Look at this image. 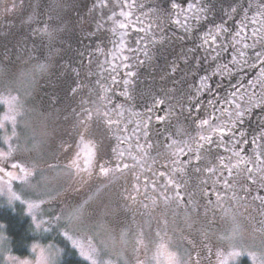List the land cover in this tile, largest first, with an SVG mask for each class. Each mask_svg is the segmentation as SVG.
Wrapping results in <instances>:
<instances>
[{"label": "rangeland", "instance_id": "374dc122", "mask_svg": "<svg viewBox=\"0 0 264 264\" xmlns=\"http://www.w3.org/2000/svg\"><path fill=\"white\" fill-rule=\"evenodd\" d=\"M156 1L160 3L151 7L153 11L162 8L166 12L167 9L168 11L171 9L169 0ZM249 1L252 7L246 9V0H211L213 5L225 2L226 6L233 7V5L240 4L241 7L236 11L238 13L244 12L243 16H245L246 22L240 20L243 25L254 23L253 17L256 18L255 21L264 17L258 15L259 0ZM16 3L17 0H8L4 8L6 15L12 14L10 10L16 6ZM182 6L186 8L187 3H183ZM141 8H144L143 4ZM138 11L140 9H136L133 14L138 15ZM236 11L230 15H235ZM259 11L264 12V8L259 9ZM229 12L227 15L230 17ZM31 19L32 16L27 17L26 29L23 30L22 27H18L15 31L17 34L22 32L17 37L18 39L5 38L2 34L5 30V24L0 23V96H19L20 98L23 105L21 109L23 115L17 117L16 131L18 137L10 140L12 147L16 149L13 159L29 169H34L35 175L30 178L28 184L20 185L13 181L10 185L11 192L20 195L21 199L25 201L24 203L20 201L9 203L11 192L9 185L3 181H0V197L4 206L11 208L20 206L22 208L24 214L31 218L34 231L43 239V242H35L30 248L29 255H16L11 250L4 225H0V264H21L23 261H27L28 264H40L41 261L46 262V264H60L65 249L60 243L63 241L64 245L66 244L70 249H73L71 242L64 237V231H69L70 234L77 231L78 234L74 236V239L85 244H87L85 237L98 246L103 241L109 248L108 258H111L114 264H138V262H142V264H165L162 255L158 259L154 258L161 244H166L171 250L178 251L182 262H186V264H197V261L198 264H205L203 256L206 254L209 258V264H221L222 261H227V264H241L244 260L253 264L251 258L245 254L246 251H253L257 255L264 254V181H260L258 176L256 183L249 181L247 179L248 174L243 171L245 165H241L239 172L234 169L233 175H229L227 170L221 167V160L230 165L236 163L237 160L233 152L226 151L225 148L240 151L242 156L245 155L246 151L247 158H252L254 162L248 165H254L252 166L254 168L259 167L255 163L253 150L264 153V149L258 147V144H264V141L258 140L257 144H252L250 147L247 144H241L237 147L231 139L225 140L222 145L219 142L210 145L205 144L202 149L198 150L202 157L199 163L195 160L190 163H195L196 167L193 170V186L188 184V179L179 171L181 167L188 169L190 166L185 163L186 158L183 153H180L184 157L183 161L178 162L176 167L172 162V171L169 174L162 175V173L156 180L153 181L151 178V182H145L148 185L147 191L154 194L153 196H140V200H138L140 206L136 213L131 208L137 204V201L132 203L129 198L125 201L120 199L123 193L122 189L128 178L131 173L136 171L135 165L138 161L133 163L136 161L133 159L134 157L141 155L144 165L147 162L159 164L166 158H173L175 149L185 148L186 145H192L195 148L198 134L202 132L199 127L201 119H207L211 114L218 116L216 123H227L229 116L226 117V115L231 113H228L227 110L229 108L233 112L232 106L234 108L229 95L226 100L222 96L220 97V94L215 101L211 100L210 97L208 108L203 109V104H201L200 108H196L199 109L196 114L186 115V117L189 116L188 121L175 113L172 114L170 120L175 122L173 124L174 130L168 133L167 138L159 139L160 145H155L143 152L142 146H138V149L135 148L134 144V141H139L140 134L133 133L129 141L123 135H115L112 127H117L114 123L111 128L103 123L107 117L95 115L96 109L100 108L112 115L109 120L114 122L116 116V110L113 111L108 108L110 106L107 104L111 103L99 99L103 95L102 92L98 99L87 95L83 97V94L80 93V86L86 84L87 78L85 76L89 74L84 71L87 59L90 64L96 57L90 56L89 53H81L79 57L72 56L70 49L74 48L75 39H61L57 32L71 31L69 33H72L76 30L75 28L81 27L84 30L87 25L75 27L65 23L63 24L65 29L49 30L53 33L51 38L44 33L37 35L38 31L41 30L37 29L34 32L36 34L34 39L26 36L29 29L33 31L37 27L35 22L30 21ZM142 19L145 20L143 16ZM154 22H161V20ZM159 24L157 23L152 28L155 33L160 31L155 29L157 26L159 27ZM86 29L89 31V27ZM24 32V37H22ZM119 32L123 33L124 30L120 29ZM89 35L93 36V34ZM91 37L83 40H88ZM98 41L100 42V40ZM72 43L74 45H71ZM212 46H214L213 43ZM209 47L207 44V51H209ZM98 56H100L99 62L102 66L108 65V58ZM178 57L174 59L173 63H178ZM71 58L73 59L71 60ZM155 59L156 57L152 58V60ZM84 60H86L85 63ZM40 64L48 65L46 72L39 71L38 65ZM101 65L96 72L99 76H94V78H98L96 92L102 90L107 83L106 79L112 78L114 73H119L123 69V67H101ZM128 65L130 73L137 71V69L133 70L132 67L134 66L130 62ZM176 68L174 67V69ZM196 69L198 68L196 67ZM128 71L126 70V73ZM249 71L250 79L253 78L254 81L259 76V70L250 69ZM81 74L83 77L79 78ZM89 76L91 78L90 74ZM207 76L211 75L207 74ZM183 79H185V74L181 73L175 81ZM185 84L190 85V83ZM234 84L239 85V88L245 91L246 82H234ZM253 87L256 88L257 92L262 90L253 85L251 91ZM92 93L94 91L90 90L89 95ZM112 100L113 98H111ZM216 101H220V105L229 106L222 108V111H215L216 108L212 109V107ZM236 102L243 104V101L239 99ZM132 104L135 105V103ZM148 104L151 103L145 105ZM85 109L92 111L93 118L91 120L86 119ZM182 110H184V114L187 113L189 106L186 109L182 108ZM134 111L136 110L134 109ZM6 113L7 106L0 105V122H4L3 117ZM256 114L259 115L260 112H256ZM132 115L127 114L128 118L125 117L123 121L125 124L127 121L131 122L129 125H131L133 132L137 118ZM158 118L152 117L153 120ZM259 120L264 126L263 113L259 116ZM81 121L85 122L81 123ZM6 128L8 129L7 133H0V150L5 151L7 145L3 143V139L4 134L11 135L10 124L6 123ZM159 129L158 123L153 124L152 132L155 137L161 133L160 131H164L162 128ZM251 129L252 133L248 135L249 139L253 137L251 134L258 137L260 132L264 130L262 126L259 127L258 123ZM123 142L134 144V146L132 148L127 147L122 144ZM91 145L98 148L99 157L102 158L101 163H109L110 158H117L118 154L122 152L124 155L120 157L121 162L127 163L130 167L111 180L99 181L98 178H95L99 174L98 172L92 178L84 180L68 174L69 170L66 165L70 163L77 152H86ZM177 155L179 158L178 152ZM213 155H216V158L219 157L216 159V164L220 166L219 172L217 176L216 171L207 176V169L212 168L210 165L215 163V158L211 157ZM229 157H231L230 161ZM260 159L264 160V154L260 156ZM2 166L0 165V167ZM164 166L169 168L167 164ZM11 171L20 174L17 169H11ZM161 171L162 169L158 172ZM170 179L174 181L172 185L168 184ZM4 180L6 181L7 177ZM225 181L230 186L226 187ZM211 184H213L212 187L207 190V185L210 186ZM177 186H179L178 189ZM191 188L192 192H189ZM177 190L184 197V202L171 200L165 205L162 193L173 196ZM130 196L136 199L134 192ZM217 196L221 197L219 201ZM54 197L55 199H53ZM148 198L151 199L148 200ZM146 200L148 201L145 202ZM153 200L157 201L155 205L152 203ZM85 201L88 202L85 204L87 227L79 230L72 229L71 225L65 224L66 216L73 207L79 206ZM29 203L40 204L41 207L32 209L30 215ZM128 209L132 210V214L129 213ZM55 215L61 216L59 222L54 219ZM33 216L36 219H33ZM187 216H190L191 220L186 223ZM189 223L191 227L188 226ZM36 224H40L41 227L37 228ZM237 224L240 225L243 234L239 240L230 242L226 237L231 234ZM124 233L127 235L123 236ZM141 233H143V237H141ZM140 238H143L144 246L137 243ZM34 247L36 248L35 252H33ZM73 251L83 260L78 249H73ZM233 251L241 252V255L233 257L230 255Z\"/></svg>", "mask_w": 264, "mask_h": 264}, {"label": "flooded vegetation", "instance_id": "af4514ba", "mask_svg": "<svg viewBox=\"0 0 264 264\" xmlns=\"http://www.w3.org/2000/svg\"><path fill=\"white\" fill-rule=\"evenodd\" d=\"M137 1L138 0H134V2L133 0H17L16 6L10 10L12 14L6 15L4 8L6 7L8 0H0V23L5 24L4 25L5 30L4 32H2L5 38L18 39L17 37H19V35L22 32L20 34H17L15 31L17 30L18 27H22L23 30L26 29L27 25L25 24V21L27 20V17L30 16H32V19L30 21L32 23L35 22L37 27H35L33 31L29 29L27 32H29L30 34L26 32V36L31 38L33 37L34 39L36 37V34H34L35 30L41 29L44 26H48L49 30L59 29V28L65 29L63 27L64 26L63 24L65 23H69L71 25H74L75 27L79 25H87V27H89V31L86 29L87 27H85L84 30L81 27H77L75 28L76 30L72 33H69L71 32L69 31V32H57V34H60L61 39H66V40L68 38L75 39V46L73 49L72 48L70 49V53L71 54L74 53L73 54L74 56L79 57L81 56V53H89L90 56L96 57L95 60L90 64L88 63V59H87V64L84 66V71L89 73L91 75V78L89 74H86L85 76L87 78L86 84L80 86V93L83 94V97H86L85 95H87L88 97L93 96V98L98 99L100 93L102 92L104 94V97H106V99L104 100H106L107 103H111V104H107L110 106L109 108L112 109L113 111L116 110V116L114 117L115 119L114 124L116 125L117 128L112 127L115 135L116 134L120 136L123 135L127 137L129 141L131 140L133 133H136L137 135L140 134L139 141L143 140L144 138L147 140L149 137L154 135L152 130H153V124L155 123L152 117L155 116L161 119L166 116L165 117L166 119L163 120L164 123L159 122L158 126L160 128L159 130H161L162 128V130L168 131V129H170L175 123L174 121L170 120L172 114L175 113L179 116V114L174 111L170 114L167 112L164 113L159 112L157 116L152 115L149 118L145 116L146 113L144 114L141 113L140 111L142 110L143 107L144 108L149 107L148 105H145L146 103H151V102L153 103V101L150 102V100L153 99L151 98L153 92H144V94L142 95L143 91L148 88L147 79L145 80L144 77H142L143 76L142 74H144L143 71L144 68L142 67L143 69L130 73V67L128 65L130 62L134 66L132 67L133 70L136 69L138 70L141 67L140 64L146 66L145 67L146 69L147 67H152L150 62H153L154 60H152L151 57L158 55L157 54L158 42L159 44H161L162 42L166 43V40L155 41V38L159 36L161 31H163L164 26L169 21L172 20L175 23L177 20L180 21V23L177 25H174L173 23L171 27H169V29L172 30L173 28L174 29L178 28L181 29V32L183 31V29L188 32V35L186 36H179V37L177 36L174 37V41L172 40L173 42L169 41V43L172 42L175 45H178L177 47L179 48V50L178 51L176 50L174 52V50L176 49L174 48L172 54L178 53L180 54L178 61L184 60L185 63L182 62V67L183 69H185L186 72H182V74L186 73L185 74L186 77L183 80L175 81V79H178V75L181 74L178 73L177 75L174 76L165 75V77H163L165 79H161L160 82H158L157 80L154 81L156 82V86L158 88H162L164 90L166 89L167 85L173 86L172 91L174 93V100L172 103H175L179 106L183 105L176 110L183 114H184V110H182V108L186 109L188 107L187 105H184L187 104L184 101L185 100H189L191 102L193 101L190 90L193 88V86L199 87L201 79L207 76V74L211 75L210 72L212 66H216L218 63L219 64L223 63L222 56L226 55L225 53L226 49H228L230 52L233 51L234 54L235 53L237 54V50L242 48L243 43L245 41L250 44L252 43V40H250L252 39L251 38L252 32L260 31L262 34H264V17L259 18L252 24L246 23V25H243L241 21L246 22L245 16H240L239 13L233 16L230 15V17L226 14L222 16L215 15L214 12H216L217 9L213 10L216 6L213 5L211 0H181V1L179 0L180 4L182 2L187 3V7L185 8L184 6H182L178 9H169V11L167 9L166 12L161 8L157 10L156 13L153 12L155 14L158 13L161 14L159 16L153 15L155 16V19H158L157 21L164 19L162 23L164 26L162 24H159V27L157 26L155 29L160 31H158V33H155L152 30V28L155 26V24L161 23L162 21L146 22V20L143 21L142 16L139 15V12L138 15H134L133 12H135L136 9H142L141 2L140 1L137 2ZM156 2H157L156 0H151L147 3V6L153 7L160 3V2L157 3ZM183 3L181 5H183ZM127 4H131L132 7H125L124 5ZM201 4L205 5V10L202 13L198 11V8ZM121 12L124 13L130 12L131 15L125 17L120 14ZM168 13H170V15ZM177 13L178 15H176ZM135 17L137 18L135 19ZM211 21H215L216 23L219 24L224 23L226 25V28L224 27V31L227 32L226 29H229L230 30L229 32L232 33L234 37L236 36L238 40L224 38L223 34H221L219 36L220 39L219 37L216 38V43L214 44V46H212L211 42L207 43L210 46L208 49L209 51H207V44L205 43L203 45L201 41L204 37L205 38L208 37L207 28L209 27L210 29V26L208 25ZM120 23L127 24V27L123 28L124 30L123 33L119 32V30L122 29L119 27ZM197 23H201V26L198 27L193 25ZM142 24L144 25L143 27L141 26ZM146 24L149 26L146 27L145 26ZM143 29H145V31L148 33L146 36L145 35L141 36L138 34L139 30H143ZM237 33H240V35L237 36ZM24 34L25 32L23 33L22 37H24ZM42 34L43 33L41 31H38L37 35H42ZM89 34H93V36L91 37V35ZM211 34H213V32H211ZM177 35H181V34L178 33ZM87 37H91V38L88 40H83ZM98 40H100V42ZM134 40H139L137 46L135 45ZM237 41H239V43H237ZM71 45L74 44L72 43ZM221 46H223V49L225 50H222ZM203 50L204 53L207 54V59H205L207 60L206 67H198V64L195 63L192 64L191 60H185L187 57L191 55V53H195L197 51L201 53V51ZM98 55H101L105 59L108 58L109 61L108 65L102 66L101 63L99 62L100 56ZM85 61L86 60H84V63ZM95 62L96 64L94 65ZM71 65H72V61H71ZM99 65H101V67H123V69L119 73H114V76L112 78L106 79L107 83L103 86L102 90L100 92H96V85L98 83V78H94V76H99V74H96V72L99 70ZM209 66L210 68H207ZM196 67L198 69H196ZM126 70L129 71L126 73ZM248 71L249 70L247 69L245 73L247 74ZM245 73H240L238 76L232 77L234 78V82L243 81ZM248 76L249 75L247 74V77ZM82 77L83 74L79 75V78ZM218 80L219 79L217 77L210 80L209 83L212 86H214L213 81H218ZM185 83H190V85ZM90 90L94 91V93L89 95ZM207 92L211 93L212 90ZM216 94L214 97H217ZM179 96H182V100H179L177 98ZM211 97L214 98L213 96ZM111 98H113L112 101ZM203 98L205 99L207 98V93L203 96ZM131 101H133L132 103H135V105H133L132 103L130 104ZM204 107L205 108L203 109H206V106ZM134 109L136 110V112L135 111L133 112ZM138 111L140 114H137ZM127 114H133L132 116H135L137 118V124L133 128L134 129L133 132L131 125H129L131 124V122L127 121V124H125V122L123 121L125 117L128 118ZM181 116L183 117V115ZM111 118L112 115L110 114L109 119ZM143 118L147 119V125L145 127V131L142 130L143 126H145V124L142 122ZM185 121H188V119ZM161 124H165L164 127L166 128L162 127ZM239 126L241 127V130L242 127H244L243 124ZM247 126L251 129L252 124L249 125L248 122ZM249 128L247 129L245 128L246 133L252 132V129L250 130ZM137 131H139L140 133H138ZM167 136L168 133H166L165 135H163L162 133L156 135L157 138L159 137L167 138ZM134 143H135V148H138L139 145L136 143V141H134ZM122 144L127 147H131L130 144L124 142ZM211 157L215 158L214 160L215 163H212L210 167L216 169L215 173L217 176L220 166L216 164L217 162L216 159L219 157L216 158V155H213ZM183 158L184 157H182L179 153V158L178 155L176 154L173 156V158L170 157L166 158L163 162L159 164H154L153 162H147L144 165L142 164L143 160L141 161L136 160L135 162H133L136 163L138 161L137 164L135 165L136 171L131 173V176L128 178L127 183L122 190L123 193L129 192L128 198L132 203L137 201V204L131 208L134 210V213L138 211V208L140 206L138 201L140 200V196H147V195L153 196L154 194L153 192L147 191L148 185L145 182L146 181L151 182V178H153V181L156 180L158 176L161 175L162 173L163 175L169 174L172 171L171 168L172 162L176 167L178 162L183 161L182 160ZM109 160H110L109 163L107 162L108 164L107 163L105 164L106 166L109 167H114L117 163L121 162L120 158L118 161L117 158L115 157L113 159L110 158ZM164 164H167L169 168L165 167ZM189 165L190 166L188 169L183 167L184 171H182V173L184 174V177L188 179V184L190 185L192 184L193 186L194 185L193 170L196 169V167H195V163ZM246 166L252 167L254 165H246ZM161 169L162 171L158 172ZM125 170L126 169H124L123 172L121 173H117L115 176L124 173ZM209 175H211V172H209L207 169V176ZM95 178H98L99 181L105 179L104 177H101L99 174ZM182 182L184 183L185 181ZM212 185L213 184H211L210 186L207 185V190H209L212 187ZM133 192L136 195V199L134 200L130 196V194ZM189 192H192V188L191 190H189ZM150 199L151 198H148V200ZM148 200H146L145 202H147ZM131 209H128L130 214H132ZM203 258H204L203 262L205 264H209L208 255L207 254L204 255Z\"/></svg>", "mask_w": 264, "mask_h": 264}, {"label": "snow or ice", "instance_id": "6c2138e0", "mask_svg": "<svg viewBox=\"0 0 264 264\" xmlns=\"http://www.w3.org/2000/svg\"><path fill=\"white\" fill-rule=\"evenodd\" d=\"M169 2L172 9H178L182 7L179 0H175V2L169 0ZM124 6L132 7L131 4H127ZM261 8H264V0H259V4L257 5L258 15L264 16V12L259 11V9ZM204 10L205 5L201 4L198 8V11L202 13ZM235 11L236 8L231 7L229 15ZM120 14L125 17L131 15L130 12H121ZM255 19L256 18L253 17V22H255ZM176 23L179 24L180 21L177 20ZM119 27L122 29L126 28L127 24L120 23ZM223 30L224 25L221 24L217 29L216 35L212 37L211 43H216V38ZM40 31L47 35L49 38H51L53 35V33L49 31L48 26H44ZM239 35L240 33H237V36ZM251 38V44L245 41L242 48L237 50V55L229 57L230 63L225 62L219 65L216 71H214L211 76L203 77L200 81L199 87L196 89V92L194 94L198 95L203 92L211 91L212 85L209 83V81L214 78L221 76L235 77L240 73H245L247 69L259 70V76H257L253 81V85L258 86L262 90L260 92H257L256 88L253 87L251 94H242L240 96V100L243 101V105L237 103L235 99H233L232 103L235 110L229 114L227 123H216L218 117L211 114L209 118L201 119L199 127L202 132L198 134V140L196 142L195 148H193L192 145H186L185 148H179L173 151V155H176L177 152L183 153L184 157L186 158L185 163L190 164L192 160H195L197 163H199L202 157L200 156L198 150L202 149L205 144L210 145L212 143L219 142L222 145L225 140L231 139L234 145L237 147L241 144H248V146L250 147L252 144H257L258 140L264 141V130L260 132L258 137L253 136L251 140H249L248 134L238 129V126L243 123L245 117L253 110L258 109L261 112H264V34H262L260 31H254L251 33ZM204 42L206 44L209 43L207 38H205ZM237 43H239V41H237ZM221 47L222 50H225L223 49V46ZM38 69L41 72H46L48 69V65L40 64L38 65ZM232 95L235 98L236 93L233 92ZM245 96L247 98H245ZM99 99L104 100L106 99V97L101 96L99 97ZM153 103L163 107L165 101L163 99L154 100ZM0 105L7 106V113L3 117L4 122H0V133H7L8 129L6 128V123L10 124L11 126V135L9 136L7 134H4L3 139V143L7 145V150H0V165H3L2 167H0V181H3L5 184L9 185V191L11 192L10 185L13 181L18 182L20 185L28 184L30 178L35 175V171L34 169H29L13 159L16 153V149L12 147L10 140L11 138L18 137V133L16 131L17 117L23 115V112L21 111L23 105L20 101L19 96H0ZM213 107H215V105H213ZM193 110L199 111V109L195 108V102L193 104ZM85 112L87 113L86 119L91 120L93 118L92 111L89 109H85ZM95 115L107 117L108 114L107 112L102 111L100 108H97ZM84 122L85 121H81V123ZM161 122H163L162 119ZM103 123L107 127L111 128L114 122L109 119H105ZM262 128H264V126H262ZM205 132L207 134H204ZM173 144H175V141H173ZM149 147L151 146L149 145ZM258 147L264 149V144H258ZM225 150L232 151L233 155L237 157L236 163L231 165L228 163H224V161L221 160V167L227 170L229 175H233L234 169L239 172L241 170V165H245L243 171L248 174L247 179L249 181H251L252 183H256L257 176L260 181H264V160L260 159V156L264 153L256 152L255 149L253 150L255 163L259 165V167L254 168L246 166L253 163L252 158H247L246 151L245 155L242 156L240 151H236L235 149L225 148ZM123 155L124 154L122 152L119 153L117 156V160L119 161V158ZM101 159L102 158L99 157L98 148L95 145H91L87 148L86 152H77L75 154V157L71 159L70 163L66 165V168L69 170L68 174L84 180L92 178L98 172L101 177L111 180L117 173H121L124 169L130 167L127 163L122 162L117 163L114 167H109L106 166L105 163H101ZM133 159H135V157ZM228 159L230 161L231 157H229ZM11 169L19 170L20 174L14 173L13 171H11ZM179 171H184V168L181 167ZM208 171L214 173L216 169L209 168ZM221 175H223V173H221ZM5 177H7L6 181L4 180ZM173 183L174 181L171 179L168 181L169 185H172ZM225 186H230L227 181H225ZM178 188L179 186H177V189ZM162 196L165 205H167L171 200H176L177 202L181 203L184 202V197L181 195L179 190H177L173 196H168L166 193H162ZM53 199H55V197ZM132 199L134 200L135 197H132ZM220 199L221 197L217 196V200L219 201ZM12 201H20L21 203L25 202L21 199V196L17 195L15 192H11L9 203H11ZM87 203L88 202L85 201L83 204L73 207L66 216L65 224L71 225L72 229L75 230L87 227L85 219V204ZM152 203L153 205H155L157 201L153 200ZM40 207V204L29 203V214L31 215L32 209ZM145 207H148V205H145ZM33 219H36V217L33 216ZM54 219L59 222L61 220V216L55 215ZM190 220L191 217L187 216L186 223ZM188 226L191 227V224L189 223ZM36 227L40 228L41 225L36 224ZM77 234V231H73L72 234H70L69 231L63 232L64 237L71 242L72 248L79 250V255L83 258L84 261L87 262V264H114L113 260L111 258H108L109 248L106 244H104L103 241H101L100 246H98L96 243L85 237V240H87V244H85L80 240L74 239V236ZM242 234V229L240 228V225L237 224L232 230L231 234L226 237V239L230 242H235L241 238ZM126 235V233L123 234V236ZM157 235L159 234L157 233ZM141 237H143V233H141ZM137 243L141 246H144L143 238L138 239ZM35 251L36 248L34 247L33 252ZM245 254L251 258L253 264H264V254L257 255V253L250 250L246 251ZM161 255L164 257L165 264H186V262H182V258L179 255L178 251L171 250L166 244H161L159 246V250L154 258L158 259ZM230 255L233 257L239 256L241 255V252L233 251L230 253ZM21 264H28V262L23 261L21 262ZM40 264H46V262L41 261ZM138 264H142V262H138ZM221 264H227V261H222Z\"/></svg>", "mask_w": 264, "mask_h": 264}, {"label": "trees", "instance_id": "16d2710c", "mask_svg": "<svg viewBox=\"0 0 264 264\" xmlns=\"http://www.w3.org/2000/svg\"><path fill=\"white\" fill-rule=\"evenodd\" d=\"M149 1H151V0H145V3H143V0H141L140 1L141 2V5L143 4V7L144 8L140 9V11H138V12H139V15L145 17L146 22H150V21L151 22L152 21L154 22V21H157L158 20V19H155V16H159L161 14L160 13L155 14L156 11H153V9L150 6H147V3ZM225 4H226L225 2H221L218 5H215L216 7L213 10L217 9V11L214 12V14L215 15H218V16H222L224 14L227 15L228 14V11H230V8L231 7H228ZM233 7H235L236 9H239L241 7V5L240 4H236V5H233ZM250 7H252V6H250V1L249 0H246V2H245V8L248 9ZM153 12H155V13H153ZM170 12H171V10H170ZM237 13H238V11H236V14ZM153 15H155V16H153ZM169 15H170V13H169ZM176 15H178V13ZM239 15L240 16H243L244 15V12H240ZM161 21L162 22L160 24L163 23L164 19L163 20L161 19ZM173 23H174V25H177V23H175L172 20L169 21L165 25L166 27L162 24L164 26L163 31H161V33L159 34V36H157L155 38V41L156 40H159V41L166 40V43L162 42L161 44H159V42H158V45L156 44L157 45V48H158V49L156 48L158 50L157 51V54L158 55L151 57V59L156 57V59L153 62H150V64L152 65V67H147V69H146L145 68L146 66L140 64L141 67L137 70V71H139V70H141V69L144 68L143 69L144 74H142L143 75L142 77H144L145 80L147 79V82H148L147 83L148 88L143 91L142 95L144 94V92H153V94H152L153 96L151 95V98H153V99L150 98L151 101H153V100H159V99H163L165 101V104L163 106V109L164 110L162 109L161 106H159L157 104H154L152 102H151V104H148V106H149V107H147L148 109L143 107L140 112L143 113V114L146 113L147 115L145 114V116L147 118H149L152 115H156L157 116L159 112H163V113L164 112H167V113L170 114V113H172L174 111V112L178 113L179 116L182 115L180 112H178L176 110L178 108H180L181 106H183V105L179 106V105H177L175 103H172L173 100H174V93L172 91L173 86L167 85V87H166L167 91H165L162 88H158L156 86V82H155L156 80L158 82H160L161 79H165V78H163V77H165V75L174 76V75H177L178 73L186 72L185 69H183V67H182V62H184V60L178 61V63H173L174 59H176V57H178L180 55L178 53L172 54L174 48H176L174 50V52L176 50L177 51L179 50V48L177 47L178 45H175L172 42L174 41V37H177V36L178 37L179 36H186V35H188V32L185 31L184 29L181 32V29H178V28H176V29L173 28L172 30L169 29V27H171V25ZM155 25H157V24H155ZM193 25L199 27V26H201V23H197V24H193ZM220 25L221 24L216 23L215 21H211L209 23L208 26H210V29H209V27L207 28V34H208L207 39H208L209 42H211V40H212L211 38L214 35H216L217 29L219 28ZM223 25L226 28V25L224 23H223ZM141 26L143 27L144 25L142 24ZM145 26L148 27L147 24ZM226 30H227V32H225L223 30L220 33V35L223 34L224 38L238 40L236 36L234 37L233 34L229 32L230 31L229 29H226ZM211 32H213V34H211ZM178 33H180L181 35H177ZM138 34L141 35V36H143V35L146 36L148 33L145 31V29H143V30H139ZM219 39H220V37H219ZM204 40H205V37L201 41V43L203 45L205 44ZM250 40H252V39H250ZM169 41H172V42L169 43ZM134 42H135V45L137 46L138 43H139V40H134ZM225 53H226V55H223L222 56L223 63H225V62L230 63L229 57L230 56H236L237 55L236 53L234 54L233 51L230 52L228 49L225 50ZM73 54L74 53H72V56H73ZM205 59H207V54H205L204 53V50H203V51H201V53L199 51H197L195 53H191V55L189 57H187L185 60H191L192 61V64L193 63L198 64V67H206L207 60H205ZM220 59H221V57H220ZM71 60H72V58H71ZM223 63H221V64H223ZM218 64L216 66H212L211 67V72H210L211 75H212V73L214 71H216L217 67L219 65H221V64H219V65ZM174 67H177V68L174 69ZM207 68H210V66L207 67ZM248 70H250V69H248ZM249 73H250V71H248V73H247L249 75L248 77H247V74L246 73L244 74L243 81H238V82H242V83H244L246 81V85H245V88H244L245 91L244 90H241L239 88V85L234 84V78L227 77V76L218 77V79H219L218 81H213V85L214 86H212V88H211L212 92L211 93L206 92L207 93V98L206 99L203 98V96L206 94L204 92L203 93H200L198 95L194 94L196 92V89L198 87L193 86V88L190 90L191 97H192L193 101L192 102L189 101V100H185L184 101L187 104H184V103L183 104L189 106V111H188V113H186L185 115H183V117L182 116L181 117L183 119L187 120L191 114H193V115H194V113L196 114V110H193V104H194V102H195V108H200L201 107V104H203L202 105L203 108H205L204 106H206L208 108V106L210 105L208 103L209 102V98L211 96L214 97L216 93H217L216 94L217 97L220 94V97L222 96L225 100H226L227 96L229 95L231 102L233 101V99H235V101H238V99L240 100V96L242 94H245V93L250 94V92H252L251 91V87L253 86V78L250 79L251 78L250 77L251 75ZM172 81H174V80H172ZM172 81H170V82H172ZM233 92L236 93L235 98L232 95ZM102 96L104 97V94ZM177 98L179 100H182V96H179ZM245 98H247V97L245 96ZM215 99H216V97L212 98L211 100H214L215 101ZM220 99H222V98H220ZM101 101H104V100H101ZM198 101L201 102V103L199 104ZM132 102L133 101H131L130 104ZM219 103H220V101H218V102L216 101L215 102V104H214L215 105V108H216L215 111H222V108H224L225 106L226 107L229 106V105H226V104L225 105H220ZM232 105H233V103H232ZM212 109H214V107H212ZM232 109H233V111L235 110L233 108V106H232ZM227 111H228V113L232 112L229 108H228ZM256 112H260V114L258 115V114H256ZM215 113H217V112H215ZM261 113L264 114V112H261L260 110L257 109V110H253L250 114H248L245 117V119H244V121L242 123L243 126H244V127H242V131H244L245 128L246 129L249 128L247 126V123L248 122H249V125L252 124V127H254V125H256L257 123H258L259 127L263 126V125H261V121L259 120V116H261ZM137 114H140L139 111H138ZM188 114H189V116L186 117V115H188ZM228 116L229 115L227 114L226 117H228ZM109 117H110V114L107 115V119H109ZM165 117H163L162 120H164ZM256 117H257V119H255ZM157 120L158 119H155L154 120V123H159V122L162 123L161 122V119L158 120V122H156ZM114 121H115V119H114ZM142 122L145 124V126H143V129L142 130L145 131V127L147 125V119L146 118H143L142 119ZM161 125H162V127H164L165 124H161ZM164 128H166V127H164ZM238 129L241 130V127L238 126ZM173 130H174V127L172 126L170 129H168V131H160V132L163 133V134H166V133H171ZM247 134L250 135V132L247 133ZM251 136H254V135L251 134ZM159 138H157L154 135H152L147 140L144 138L143 140L137 141L136 143L139 146H142L141 147V150H143V151L147 150L148 151L153 146L160 145ZM134 144L133 145L130 144V146L133 147ZM149 145L151 147H149ZM135 159L136 160H141L142 159L141 158V155H138V157H136ZM121 195L122 196L120 197V199L121 200L123 199L125 201V199H127L128 196H129V192L122 193ZM1 201H2V199L0 197V225H4V227H5V232L7 234L8 239H9L11 250L14 252V254L19 255V256L29 255L31 246L35 242H37V241L43 242V239L40 238L37 235L38 233L37 234L35 233L31 218L29 216H27V215L24 214V212H23V210H22V208L20 206H16L14 208H11L9 206H4ZM60 244H62V246L65 247L64 254H63V257L61 259L60 264H87V262L83 261L82 259H80L76 255V253L73 251V249H70L69 246L66 245V244L64 245L63 244V241ZM241 264H249V263H248L247 260H244L243 262H241Z\"/></svg>", "mask_w": 264, "mask_h": 264}]
</instances>
